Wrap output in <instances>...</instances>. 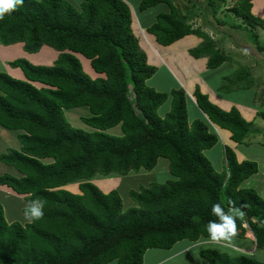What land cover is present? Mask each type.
Returning a JSON list of instances; mask_svg holds the SVG:
<instances>
[{
	"label": "trees",
	"instance_id": "trees-1",
	"mask_svg": "<svg viewBox=\"0 0 264 264\" xmlns=\"http://www.w3.org/2000/svg\"><path fill=\"white\" fill-rule=\"evenodd\" d=\"M132 1L79 0L74 6L68 0H24L0 20L1 45L22 43L27 53L42 46L58 52L51 65L33 64L24 57L6 63L20 68L25 79L0 71V126L16 131L20 142L18 150L0 153V163L16 171L0 175V186L23 196L24 216L31 201L44 202V215L28 221L6 220L0 203V264H143L148 249L211 239L208 225L219 221L214 204L226 214L243 213L236 218L234 239H247L246 225L256 248H264V198L243 186L257 173V163L238 162L234 150L224 145L225 166L216 171L203 154L219 141L211 124L229 130L231 139L242 144L252 132V122L234 106L222 110L198 88L193 96L201 114L191 121L183 89L165 93L148 86L155 67L148 64L130 28ZM218 1L227 0L209 4L213 8ZM252 1L235 0L230 12L241 21L234 26L248 30L264 50L254 33L257 28L264 32V19L252 14ZM136 2L138 11L160 3L167 6V12L144 27L160 45L194 35L201 43L189 54L206 57L209 69L228 60L172 0ZM76 54L104 77L91 78ZM243 75L249 76L237 72L231 86L244 87L236 85ZM225 87L230 88L228 83ZM168 98V112L159 115ZM83 106L89 114L81 120L89 131L72 127L63 113ZM257 114L264 119V112ZM116 126L119 135L107 132ZM159 158L168 160L175 179L131 189L136 207L125 209L118 189L104 193L92 182L151 171ZM71 183L79 184V193L61 188ZM234 252L208 247L198 254L209 264H264Z\"/></svg>",
	"mask_w": 264,
	"mask_h": 264
},
{
	"label": "rangeland",
	"instance_id": "rangeland-1",
	"mask_svg": "<svg viewBox=\"0 0 264 264\" xmlns=\"http://www.w3.org/2000/svg\"><path fill=\"white\" fill-rule=\"evenodd\" d=\"M68 1L74 6H77L79 3V0ZM172 1L178 11L186 16L189 23H191L194 27H200L205 33L210 36L214 46L222 50L226 55H228V61L222 64L218 71L215 72L214 77L229 73L227 75V79H225L224 81V86H226L228 83L230 89H233L237 88L231 86L234 85L233 78L236 79L235 76L237 72H240V74L244 73V71L247 72L249 76L243 75L241 78H239V80H237L238 82L236 81V85L244 86H238L237 90L239 88H242V90L243 88H248L247 90H243L244 92L241 93L236 91V94L238 96H241L240 100L242 102L248 103L250 99H253L252 94H254L255 91V106L258 108L259 112H264V50L258 49L257 44L255 43L252 35L249 33L248 30L240 29L234 26V23L241 24V21L239 19L234 18L232 13L230 12L232 5L235 3V0H227L225 3L218 1L217 6H214L213 8L212 6H210L209 0ZM132 4L134 6V8L133 6L131 7L132 21L134 25L137 23L134 27L133 34L138 38L139 46H141V43L144 42L146 43V46H148V48L150 49L152 47V38H150V36H148L142 29L139 30L138 25L145 26L153 22L157 14L168 11L167 6L164 3H160L153 7L145 9L144 11H138L136 7V0L132 1ZM252 5V14L256 17L264 19V0H253ZM214 9L216 10V14L213 13ZM254 33L258 37L259 45L264 46L263 30L257 28L255 29ZM18 44L19 43L14 45ZM1 46L6 47L4 45ZM20 50L24 51L22 47L20 48ZM76 55L78 56L81 62L83 71L87 73L90 77L95 78L98 76H103L92 72L91 67L89 66L90 64L88 59L84 58L80 54ZM37 58L42 59L40 55H38L36 59ZM43 59L45 60L44 62H46V60H49L50 58L43 56ZM233 70L235 74L232 72ZM0 71H4L8 75H10L6 71L4 59L1 58ZM151 77V79L147 80L148 86L154 85V82L157 83L161 81L158 73H155ZM166 80V77H163V81ZM159 92L166 93L169 91L165 90ZM222 92L225 93L226 91L222 90ZM186 103L188 116L189 119H191L192 117H194V114L197 113V110L194 108L193 104L188 98L186 100ZM169 107L170 98H168L167 101L159 108L158 114L163 115V112H165ZM63 113L72 127L79 128L84 131L90 130V127L84 124L81 120V117L87 116L89 114L87 107L83 106L70 109H63ZM263 126L264 119L258 116L255 122L252 123L251 134L242 144H239L236 149L244 153V155L246 156V160L254 161L257 163L258 166L257 173L247 179L243 186L253 188L259 195L264 198V129H262ZM107 132H109V134L119 135L120 129L118 126H116L109 129ZM14 133L17 132L13 130H6L5 128H2L0 126V153L6 152L8 149H19L18 147L20 145V142L18 141V139H16ZM221 145L222 144H216L212 148L203 151L204 156L207 158V160H210L212 162V165L215 169L220 168V166H225L224 155H221L220 153V147L222 148ZM50 161L51 159L44 160V162ZM14 171V168H12L11 166H7L4 163H0V175L4 173L11 174L14 173ZM119 177L120 182L118 186L113 189H118L121 196V201L125 209L137 206L133 201H131L132 199L129 196V191L131 189L138 190L141 187H148L151 184H162L168 180L175 179L169 172V163L168 160L165 158H159L156 166L151 171L140 169L137 171H130L129 173H127V175ZM104 185H106V183H104ZM104 187L107 189L111 188L112 185H107ZM100 190L104 192L101 188ZM8 191L6 190V188L4 189V186L0 188V203L3 207H5L6 210L5 219L10 220V218L12 217L14 219H19L17 221H21L20 219H24V217L20 213L19 208H16V206L14 205V202L21 203L18 202L20 201L21 197L17 194H12L13 197L8 198L9 194L6 193ZM1 192L3 193V195L1 194ZM245 227L246 232L244 236L247 239H240V241L234 238H231L229 240H215V243H217L218 241H223V243L228 246H221L215 243L207 242L208 245L203 246V248L211 247L220 252H226L231 255H234L235 252H232L233 249L235 251L239 250V248L237 246L234 247L233 245L242 242L244 243V246H247V244L249 245V241L253 243V236L246 225ZM203 241L212 240L203 239ZM187 245H189V242L186 240H182L175 243L171 249H148L146 251V255L142 259L144 260V264H152L155 262V260H157V258H163L164 256L168 257L169 255H172L171 258L165 259V262H163L162 264H209L205 259L200 257L199 254L193 249H191L189 252L181 251L182 248ZM195 249L198 248L195 247ZM254 249L255 250L253 252L246 254L252 259H257L264 262V248ZM176 252L177 254L174 255V253ZM110 264H116V261H112Z\"/></svg>",
	"mask_w": 264,
	"mask_h": 264
},
{
	"label": "crops",
	"instance_id": "crops-1",
	"mask_svg": "<svg viewBox=\"0 0 264 264\" xmlns=\"http://www.w3.org/2000/svg\"><path fill=\"white\" fill-rule=\"evenodd\" d=\"M135 25L133 24V21H132L131 27H130L132 28V31L134 30ZM138 26H139L138 27L139 30L142 29L148 36H150V38H152V47L150 49L148 48V46H146V43L144 42H142L143 46L141 45L140 48L145 52L148 64L155 67V73L159 74L160 80H161L160 82H157V83L154 82V85H149V86L155 88L156 91H165V90L171 91L173 89H179V87L183 89L187 98L191 101L194 108L197 110V113L194 114V117H192L189 120L192 121L194 119L200 118L201 113H200V110L196 106V101L193 96L194 90L198 88L202 94H205L207 96L208 100L211 103L215 104L222 110L228 111L229 109H231L232 106H234L237 108L241 116L246 121H250L252 123L255 122L256 118L258 117L257 112H259L258 108L255 106V94H256L255 91H254V94H252L253 99H250L248 103L242 102L240 100L241 96H238L236 94V91L241 93V92H244L243 90H247V89L237 90V88L230 89V88L225 87L224 81L225 79H227L228 77L227 75L229 73L214 77L215 72L218 71V69L222 66L224 62L215 69H209L207 67L206 57L195 58L189 54V50L191 48L197 47L201 43L200 38L194 35H187L175 41L174 43L170 45L163 46L156 42L154 35L148 33L145 30L144 27H146L147 25L145 26L138 25ZM21 47H22V43H19L18 45L13 44V45H9L6 47L1 46L0 44V58L4 59V63L6 65V71L10 74V76L15 77L17 79H25V76L20 68H10V66L6 64L8 61H11L15 58H19L22 56L28 59L33 64L51 65L53 60L57 57V54H58L57 51L53 50L52 48L48 46H42V48L35 54H29L24 51H21L20 50ZM38 55H40L42 59L41 58L36 59ZM43 56L50 58V59L44 62L45 60L43 59ZM232 72L234 73V70ZM163 77H166L167 80L163 81ZM222 90H225L226 92L223 93ZM169 108L165 112H163L162 116H164V114L168 112ZM215 128L217 129V132L219 134V141L217 144H222L221 145L222 148L220 147L221 155L223 154L224 145H228L229 147L234 149L235 156L238 162L246 160V156L244 155V153L236 149L237 146H239V144L235 143V141L231 139V132L227 129H223L220 127L217 128V126H215ZM220 130L223 132H221ZM14 134L15 136L17 135V133H14ZM18 148H20V145ZM210 163L212 164L211 161ZM223 169L224 167L220 166V168L215 169V170L222 171ZM11 174H16V171H14V173H11ZM92 182L96 184L99 188H101L105 193H107L111 189L118 186L120 182V177L111 176V177H106V178H96ZM104 183H106V185H104ZM78 185H79L78 183H71L61 188L66 189L72 193H79L80 191H79ZM107 185L109 186L112 185V187L106 189L104 186H107ZM1 187L2 186H0V188ZM5 188L6 187H4V189ZM6 190L8 191L9 188H6ZM6 193L9 194L8 198L13 197V195L16 194L11 190H9ZM1 194L3 195L2 192ZM20 197H19L20 201L18 202H21V203L14 202L15 203L14 205L16 206V208H19L20 213L24 217L22 221H28V218H26V216H24V214L22 213V208L23 206L26 205V203H24L23 196H20ZM207 242L213 243V241H203V240H200L199 242H195V243L189 242V245L182 248L181 251L189 252L191 249H193L195 252L198 253V251L201 248H203V246L208 245ZM248 243L249 245L247 244V246H244V243L242 242H240L239 244H235L233 246L234 247L237 246L239 248L238 251L240 252H244V253L253 252L256 246L250 241ZM215 244L221 245V246H228L224 244L223 241L217 242ZM195 247H197L198 249H195ZM232 252H234V249ZM176 254L177 252L174 253V255ZM145 255H146V252L144 256ZM171 257L172 255H169L168 257L164 256L163 258H157V260H155V262L152 264H162L163 262H165V259L171 258ZM110 263L111 262L107 264H110ZM143 264H144V260H143Z\"/></svg>",
	"mask_w": 264,
	"mask_h": 264
},
{
	"label": "clouds",
	"instance_id": "clouds-1",
	"mask_svg": "<svg viewBox=\"0 0 264 264\" xmlns=\"http://www.w3.org/2000/svg\"><path fill=\"white\" fill-rule=\"evenodd\" d=\"M23 3H24V0H0V20L4 18L5 14L10 13L11 11L15 10L17 7L23 5ZM128 5L131 10L132 5L130 3H128ZM89 64H90V61H89ZM91 70L94 73H96L92 69V67H91ZM96 74L104 75L102 73H96ZM98 77H104V76H98ZM211 126L213 127L214 130L217 131V129L215 128L216 125L211 124ZM43 209H44L43 201L39 199L33 200L31 201L28 208L26 209L25 216L26 218H29L32 220L40 219L44 215ZM212 211L215 215L219 217V221L209 223L208 232H209L211 239H205V240H212L213 243H215L216 242L215 240H222V239L229 240L235 237L237 235L236 218L238 216L242 217L243 213L237 212L235 214H226L219 204H214ZM253 240H254V237H253Z\"/></svg>",
	"mask_w": 264,
	"mask_h": 264
}]
</instances>
